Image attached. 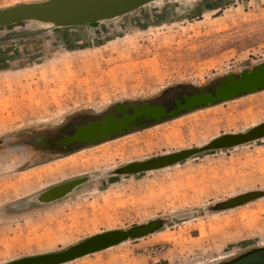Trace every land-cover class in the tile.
<instances>
[{"label": "rangeland", "instance_id": "1", "mask_svg": "<svg viewBox=\"0 0 264 264\" xmlns=\"http://www.w3.org/2000/svg\"><path fill=\"white\" fill-rule=\"evenodd\" d=\"M42 0H0V9ZM152 6L94 31L31 43L0 71V139L60 126L78 113L202 87L264 61V0H209ZM264 121V91L74 155L20 171L0 162V264L59 251L85 238L151 220L174 221L150 237L68 264H220L264 247V199L221 213L208 207L264 190V142L211 153L136 177L96 178L48 206L31 198L67 179L100 176L120 165L201 146ZM22 160V161H21ZM181 218V219H179Z\"/></svg>", "mask_w": 264, "mask_h": 264}, {"label": "water", "instance_id": "2", "mask_svg": "<svg viewBox=\"0 0 264 264\" xmlns=\"http://www.w3.org/2000/svg\"><path fill=\"white\" fill-rule=\"evenodd\" d=\"M209 0H42L0 9V71L17 62L15 54L31 43L80 30L94 31L102 25L126 20L152 6H174L201 2V16L222 7ZM264 91V61L213 80L202 87L178 86L143 101L116 103L102 113H78L60 126L42 128L0 139V162L24 159L20 171L45 165L143 130L174 121L197 111L213 108ZM264 142V121L244 131L224 133L207 143L132 161L100 176L84 175L51 185L31 198L48 206L73 196L96 178L136 177L167 170L211 153L225 152ZM22 161V160H21ZM264 199V190L249 191L208 207L221 213ZM181 219V218H179ZM176 220L161 218L126 229L109 230L85 238L59 251L27 256L6 264H68L128 242L162 232ZM264 247L253 248V250Z\"/></svg>", "mask_w": 264, "mask_h": 264}, {"label": "flooded vegetation", "instance_id": "3", "mask_svg": "<svg viewBox=\"0 0 264 264\" xmlns=\"http://www.w3.org/2000/svg\"><path fill=\"white\" fill-rule=\"evenodd\" d=\"M220 264H264V248L250 250L239 257Z\"/></svg>", "mask_w": 264, "mask_h": 264}]
</instances>
